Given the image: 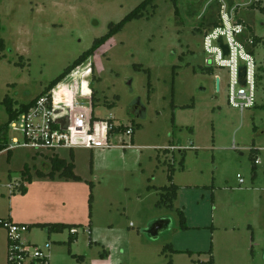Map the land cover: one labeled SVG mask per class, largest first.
Returning a JSON list of instances; mask_svg holds the SVG:
<instances>
[{
  "label": "rangeland",
  "instance_id": "1",
  "mask_svg": "<svg viewBox=\"0 0 264 264\" xmlns=\"http://www.w3.org/2000/svg\"><path fill=\"white\" fill-rule=\"evenodd\" d=\"M142 1L0 0V126L9 118L5 98L14 107L35 98ZM175 2L155 0L54 89L63 101L65 82L78 80L85 95V80L97 77L94 115L131 125L132 136L110 142L132 147L0 152V218L30 225L24 239L49 242L52 264H75L73 254L86 264H264V0ZM223 2L247 36L260 38L256 105L243 112L227 103L226 70L204 63L203 35ZM6 139L22 134L8 129ZM54 156L71 161L80 180L47 175ZM169 169L178 186L172 206L161 193ZM19 179L25 193L10 194L6 184ZM153 222L162 224L150 232ZM39 223L79 228L70 244L68 229L48 234Z\"/></svg>",
  "mask_w": 264,
  "mask_h": 264
},
{
  "label": "built area",
  "instance_id": "2",
  "mask_svg": "<svg viewBox=\"0 0 264 264\" xmlns=\"http://www.w3.org/2000/svg\"><path fill=\"white\" fill-rule=\"evenodd\" d=\"M247 30V26L235 18L234 9L223 2L219 6L215 24L205 30L202 42L205 66L208 69L226 70L227 103L240 112L256 105L259 81V65L253 52L252 37L247 36ZM222 45L226 46V52ZM216 82L219 88V76H216ZM82 86L79 89L81 100L73 101L69 93H66L67 97L63 101H56L53 89L48 94L40 95L26 111L8 120L6 125L0 126V152L15 147L55 151L58 148L73 149L78 146L92 150L103 145L110 146L107 139L110 130L116 125L109 121L110 118L97 117L92 120L91 91L89 89L87 94H82ZM8 129L20 132L21 141L13 139L7 145ZM124 132L132 136V126H127ZM126 146H131V142ZM239 182H243L240 177ZM21 186L22 179L6 184L10 194ZM0 227L5 231L7 239L6 264H52L46 254L51 246L49 242L39 246L24 239L30 231L27 224L3 218L0 219Z\"/></svg>",
  "mask_w": 264,
  "mask_h": 264
},
{
  "label": "trees",
  "instance_id": "3",
  "mask_svg": "<svg viewBox=\"0 0 264 264\" xmlns=\"http://www.w3.org/2000/svg\"><path fill=\"white\" fill-rule=\"evenodd\" d=\"M155 0H143L138 6H136L131 12H129L127 15H125L119 22L117 23H111L110 28L108 32L101 37L95 38L91 44V46L85 50L83 53H81L70 65H68L57 77H55L46 87L45 89L38 94L35 98L31 99L29 102L20 104L17 107L13 106V102L10 98H5L3 102L6 105V110L8 112V120H11L15 117H17L20 113L26 111L34 102L35 100L43 94H48L50 91H52L61 81H63L68 75H70L77 67L83 65L91 56L94 54L95 50L99 48L103 43H105L112 35L119 32L124 25L131 21L134 18H139L144 15L143 10H145L147 7H150L151 9H155L156 4H154ZM175 2V0H174ZM176 5V2H175ZM176 11V9H175ZM261 11L264 13V8L261 9ZM216 20H209V26L214 25ZM254 47L257 43L260 42V38L253 36L252 37ZM4 49V42L2 39H0V51ZM93 65L90 62V72L92 74ZM94 78V79H93ZM92 79H89V87H90V100H91V106H92V120H96L97 117L94 115V106H95V99L97 95V90L95 89V82L98 80L97 77H93ZM259 80V76H258ZM127 126H115L112 130H110L109 133H121L126 130ZM133 135V134H132ZM2 150V147L0 148ZM51 168L50 171L47 172V175L54 177L55 173L58 172L59 177H63L66 180H80V177L76 175L73 171L74 164L71 161H67L66 159L59 158L57 156L51 157L50 159ZM255 162V160H254ZM183 161H180V166H182ZM171 169H169L167 180L169 181V184L167 186L161 187L162 195L166 199L167 203H170L169 206L173 205L174 199L176 198L177 194V185L172 183V174L170 172ZM25 174V171H23ZM37 174L39 176H43L44 172L37 171ZM26 180L30 181V176H27L25 178ZM19 191L21 193H25L26 187L21 186ZM91 201V197L89 199V202ZM180 216V227L181 229H187V225L185 223V216L182 211H179ZM3 219V218H0ZM41 228H43L48 234L50 233H58L62 232L65 229H68L69 236H68V242L71 244L75 240V234L77 233V229L79 228V225L77 224H66V223H39L37 224ZM29 230H30V225ZM188 252L189 251H185ZM73 258H75L76 263L75 264H84V257L82 255H72Z\"/></svg>",
  "mask_w": 264,
  "mask_h": 264
},
{
  "label": "crops",
  "instance_id": "4",
  "mask_svg": "<svg viewBox=\"0 0 264 264\" xmlns=\"http://www.w3.org/2000/svg\"><path fill=\"white\" fill-rule=\"evenodd\" d=\"M90 73V72H89ZM88 72L87 73H84L85 75H83V76H88V74H89ZM90 75V74H89ZM71 76V74L70 75H68L63 81H61L54 89H56V88H58L60 85H61V83H63L65 80H67L69 77ZM66 84H68V86H69V88H68V86H65L64 85V87L66 88V90L68 91V93H69V98H71V100H75V99H77L78 100V98H79V96H78V98L76 97V95H75V92L76 91H78L79 89H80V87H81V84H83V81H81L80 83L78 82V80H72V81H66L65 82ZM64 83V84H65ZM85 84H86V86H87V88L88 89H90V87H89V78L87 79V80H85ZM71 86V87H70ZM79 92V91H78ZM74 94V95H73ZM79 95V94H78ZM80 100V99H79ZM94 111V110H93ZM99 118V117H98ZM115 134L114 133H110L109 134V136H108V139H107V143L110 145V146H106V145H103V146H101V147H98V148H95L94 150H98V149H109V148H112V147H119V146H114V145H112L111 144V142H110V139L114 136ZM133 139V138H132ZM133 143V142H132ZM133 145H131V146H121L120 145V147H123L122 149H127V148H129V147H132ZM119 147V148H120ZM183 169V168H182ZM173 179H174V172H173V174H172V183H173ZM168 183H169V181H167ZM168 184H166L165 186H167ZM178 187V186H177ZM177 195H178V189H177V194H176V198H177ZM175 198V199H176ZM174 199V200H175ZM166 223V221L164 222V224ZM162 224V222H159V225H161ZM3 240V239H2ZM3 245H4V243H3ZM172 250H174V249H172ZM179 252V251H178ZM2 262L1 263H3V256H2V260H1ZM83 263L84 264H86L85 263V259H84V261H83Z\"/></svg>",
  "mask_w": 264,
  "mask_h": 264
},
{
  "label": "water",
  "instance_id": "5",
  "mask_svg": "<svg viewBox=\"0 0 264 264\" xmlns=\"http://www.w3.org/2000/svg\"><path fill=\"white\" fill-rule=\"evenodd\" d=\"M189 11H191V7H189ZM219 42H220V40H219ZM222 46H223V49L226 52V46L225 45H222ZM216 86L218 87V85H216ZM151 225L152 226L149 227L150 232H152V231L156 230L158 227H160L159 222H153Z\"/></svg>",
  "mask_w": 264,
  "mask_h": 264
}]
</instances>
